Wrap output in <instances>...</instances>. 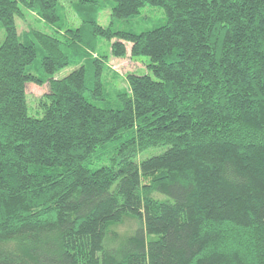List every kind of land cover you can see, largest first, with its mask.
I'll return each mask as SVG.
<instances>
[{"label":"trees","instance_id":"trees-1","mask_svg":"<svg viewBox=\"0 0 264 264\" xmlns=\"http://www.w3.org/2000/svg\"><path fill=\"white\" fill-rule=\"evenodd\" d=\"M146 5L161 24L115 28ZM59 7L0 0V264H264V0H72L65 28ZM99 38L148 73L108 85Z\"/></svg>","mask_w":264,"mask_h":264},{"label":"rangeland","instance_id":"rangeland-1","mask_svg":"<svg viewBox=\"0 0 264 264\" xmlns=\"http://www.w3.org/2000/svg\"><path fill=\"white\" fill-rule=\"evenodd\" d=\"M61 7H59L60 11V22L59 24L62 27H75L78 24V20L76 18L75 13L70 7L72 0H58ZM144 16H149L150 19H145ZM141 17H144L142 20ZM164 21L163 10L157 7H152L150 5H146L141 9L140 14L130 21L129 24L124 23H115V28L117 29H128L134 32H139L142 29L152 28L158 24H161ZM98 22L106 26L110 22L109 18V9L107 6L100 11ZM147 22V23H146ZM16 27L20 34H26L29 32V29H40L45 32H50L49 27L45 26L43 23L37 20V15L34 11L24 10L23 15L19 18H16ZM3 39V31L0 28V41ZM109 45L108 43L99 38L95 42L93 46V50L96 53L102 54L106 52L108 54V58L106 61V65L108 70L104 73V78L108 85H113L116 88H126L127 83L125 76L128 73H136V74H145L147 72L146 64L148 63V58L144 56L130 58L128 55L124 58H116L109 55L108 51ZM75 66L70 65L55 74V77H63L67 75L71 70H73ZM115 76H114V73ZM47 84H37L34 82H30L26 85V97L27 104L29 109V114L32 116H39L40 113V98L42 95L47 92ZM38 113V114H37ZM159 151L150 150L143 153V157H147L149 155L155 154ZM126 225H120L117 228L119 233H123L125 231Z\"/></svg>","mask_w":264,"mask_h":264}]
</instances>
